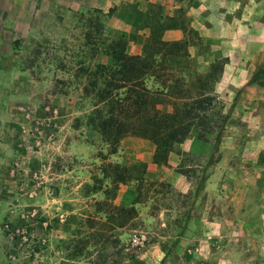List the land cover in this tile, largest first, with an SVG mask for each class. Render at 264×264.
<instances>
[{
    "label": "rangeland",
    "instance_id": "374dc122",
    "mask_svg": "<svg viewBox=\"0 0 264 264\" xmlns=\"http://www.w3.org/2000/svg\"><path fill=\"white\" fill-rule=\"evenodd\" d=\"M20 6L22 0H0V103L7 104V88L15 120L6 137L8 168L17 183L11 201H2L7 216L0 223V264H109L120 255L124 264H264V156L241 157L242 132L232 127L240 117L233 123L228 118L215 151L214 136L188 137L162 166L153 163L155 146L148 138L127 133L110 144L88 121L100 105L88 75L111 61L115 39H127L131 53L142 50L144 16L135 15L132 26L129 13L93 8L60 13L53 28L33 31L17 27L20 14L6 12ZM226 13L212 7L179 18L201 70L212 49L228 53L241 38L238 31L210 29L216 22L208 21L209 14ZM113 16L122 18L121 28L113 26ZM255 69L264 84V54ZM220 84L217 93L228 112L243 86L231 98L226 83ZM109 162L147 180L116 187L114 171L105 170ZM141 190L147 196L136 204L134 222L116 228L108 223L102 230L101 202L129 203ZM114 237L122 254L121 246H112Z\"/></svg>",
    "mask_w": 264,
    "mask_h": 264
},
{
    "label": "trees",
    "instance_id": "16d2710c",
    "mask_svg": "<svg viewBox=\"0 0 264 264\" xmlns=\"http://www.w3.org/2000/svg\"><path fill=\"white\" fill-rule=\"evenodd\" d=\"M148 18L153 21L152 27L140 52H129L127 39H115L110 44L111 61L98 63L88 75L100 102L89 114V123L112 145L127 133L148 138L155 146L153 163L158 166L166 165L173 146L188 137L214 136L215 151L229 118L216 92L228 56L213 50L209 53L208 66L201 70L194 64L187 37L164 38V30L175 26V19L162 20L155 11ZM139 166L144 168L145 163ZM107 168L114 171L112 182L116 187L129 179L147 180L143 175L127 176L128 167L123 164L109 162L106 172ZM183 172L189 174L187 169ZM145 196L146 192L141 190L129 203L102 201L99 208L105 206L106 219L101 222V229H108V223L116 228L134 222L136 204ZM89 220V226L96 225L94 218ZM183 234L184 230L177 233L171 247L177 245ZM114 238L112 246H121L120 238ZM166 250L167 254L169 249ZM117 252L122 254L123 246ZM109 264H124V256Z\"/></svg>",
    "mask_w": 264,
    "mask_h": 264
},
{
    "label": "crops",
    "instance_id": "0c3cea01",
    "mask_svg": "<svg viewBox=\"0 0 264 264\" xmlns=\"http://www.w3.org/2000/svg\"><path fill=\"white\" fill-rule=\"evenodd\" d=\"M155 6L161 8L159 12L151 8ZM212 7L227 9V15L214 17L211 15L215 12H210L208 21L216 22L210 29L238 31L241 34L239 40L230 44L229 52H223L228 56V61L220 83H226L225 95L231 98L232 90L243 86L241 100L234 105L230 102V110L227 112L228 108L225 106V111L232 123L240 117L241 123L234 122L232 127L242 132L241 143L244 149L241 150V157L258 158L262 153L264 156V84L258 80L259 77L262 78V73L255 69V61L264 54V0H22V6L10 7L6 12L12 17L16 13L20 14L17 27L33 31L53 28L60 13H81L93 8L103 9L107 13L113 10L116 14L129 13L132 26L136 21L134 16L139 14L144 16V23L139 29L144 31L145 38L153 22L148 15L155 11L162 20L169 17L176 20V25L166 27L163 34L165 39L174 40L185 36L184 25L179 21L181 16L191 14L194 17L202 10L212 11ZM111 20L115 22L113 26L121 28V17L113 16ZM217 83L220 84L219 81ZM4 93L7 104L2 106L0 103V223L7 216L2 201H11L12 191L17 187L8 168L11 142L6 138L11 125H15V120L11 117V98L10 93L7 95V88ZM229 137L233 139V132ZM248 188L252 186L249 185ZM246 202L250 204V201Z\"/></svg>",
    "mask_w": 264,
    "mask_h": 264
}]
</instances>
